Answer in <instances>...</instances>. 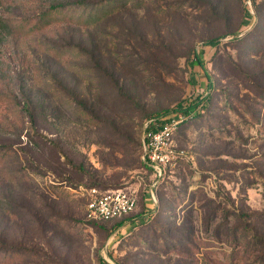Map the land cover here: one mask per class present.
Returning <instances> with one entry per match:
<instances>
[{
    "label": "rangeland",
    "instance_id": "374dc122",
    "mask_svg": "<svg viewBox=\"0 0 264 264\" xmlns=\"http://www.w3.org/2000/svg\"><path fill=\"white\" fill-rule=\"evenodd\" d=\"M0 1V264H264V0L73 5L45 27L76 0ZM189 113L159 176L147 125ZM93 188L136 206L92 219Z\"/></svg>",
    "mask_w": 264,
    "mask_h": 264
},
{
    "label": "built area",
    "instance_id": "2783aa9c",
    "mask_svg": "<svg viewBox=\"0 0 264 264\" xmlns=\"http://www.w3.org/2000/svg\"><path fill=\"white\" fill-rule=\"evenodd\" d=\"M190 118L193 117L189 113L186 115L175 114L159 123L152 119L150 123L154 124V128H146L144 160L159 176H162L166 168L176 166L178 160L186 156L185 150L176 146L174 134L180 125ZM135 206L136 198L123 189H112L100 193L93 188L87 202V211L92 219L104 221L126 215L133 211Z\"/></svg>",
    "mask_w": 264,
    "mask_h": 264
},
{
    "label": "trees",
    "instance_id": "16d2710c",
    "mask_svg": "<svg viewBox=\"0 0 264 264\" xmlns=\"http://www.w3.org/2000/svg\"><path fill=\"white\" fill-rule=\"evenodd\" d=\"M124 2H125L124 0H89V1L76 0L75 2L71 3V5L66 4V3L53 4V5H50L49 8H47L45 11H43L39 14L38 21L41 22L42 27L48 26L53 21V18H54L53 16L56 12L66 8L68 6H73V5L77 6V7L84 8V9L85 8L92 9L93 7L98 6L99 10L100 9L103 10V12H102L103 16L95 17L94 19L104 20L113 11L112 8L107 10L106 9L107 5L114 3L118 7V9H121L122 7H124L126 5V3H124ZM0 3H1V1H0ZM89 17H90L89 20H92L93 16L89 15ZM4 24H6L5 20H3V18L0 16V37L3 36L2 30H4V28H6ZM237 33H238V31H236V30H229V31H226L224 35H233L234 36V35H237ZM211 42H214V41L211 40ZM82 46H83L82 42L79 41L77 47L82 48ZM83 51L87 52L89 55H92L94 57V52H95L94 43L89 48L88 47L83 48ZM107 72L110 73L111 75H115V74H117V69L115 67H110V68H107ZM193 105L194 104L187 105L186 107L181 108V110L186 113L190 110V107H192ZM149 128H154V124L152 122L148 124L147 129H149ZM144 165L148 169L153 171L152 167H150L146 162L144 163ZM126 215H123V216H126ZM137 216H139V215H137ZM128 220H131V219H128ZM104 221H108V220H104ZM123 224H124V220L121 219L118 223V226L123 225Z\"/></svg>",
    "mask_w": 264,
    "mask_h": 264
},
{
    "label": "crops",
    "instance_id": "0c3cea01",
    "mask_svg": "<svg viewBox=\"0 0 264 264\" xmlns=\"http://www.w3.org/2000/svg\"><path fill=\"white\" fill-rule=\"evenodd\" d=\"M134 220V218L133 219H131L130 221H133Z\"/></svg>",
    "mask_w": 264,
    "mask_h": 264
}]
</instances>
